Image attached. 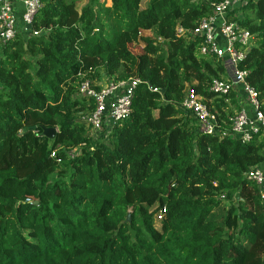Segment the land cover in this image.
Listing matches in <instances>:
<instances>
[{
  "label": "trees",
  "instance_id": "1",
  "mask_svg": "<svg viewBox=\"0 0 264 264\" xmlns=\"http://www.w3.org/2000/svg\"><path fill=\"white\" fill-rule=\"evenodd\" d=\"M221 1L41 0L40 34L0 42V264H264V187L245 177L264 136L205 134L181 108L192 89L224 124L241 109L209 91L228 71L192 33ZM228 18L252 37L237 68L264 112V0ZM102 76L139 83L94 138L77 87Z\"/></svg>",
  "mask_w": 264,
  "mask_h": 264
},
{
  "label": "built area",
  "instance_id": "2",
  "mask_svg": "<svg viewBox=\"0 0 264 264\" xmlns=\"http://www.w3.org/2000/svg\"><path fill=\"white\" fill-rule=\"evenodd\" d=\"M246 1L223 0L214 4V14L203 19L192 31L194 35L202 36L200 53H211L223 62L226 60L228 63H224L231 72H228L227 79L212 78L209 91L218 95L234 91L236 96L237 92H241L245 95V106L233 111L224 124L210 110L205 99L192 89L185 92L181 102V108L192 114L201 132L230 136L242 142L249 141L254 135L259 138L264 136V112L260 109L257 92L246 82V71L237 68L252 37L246 29L239 28L235 20L228 18V12ZM40 7L41 0H0V42L12 39L17 32L38 36L40 30L33 29L32 22ZM138 83V78L121 81L85 78L79 83L77 95L94 101V109L79 118L94 138L104 131L108 132L116 122L128 116ZM245 177L264 187V163L250 168Z\"/></svg>",
  "mask_w": 264,
  "mask_h": 264
},
{
  "label": "rangeland",
  "instance_id": "3",
  "mask_svg": "<svg viewBox=\"0 0 264 264\" xmlns=\"http://www.w3.org/2000/svg\"><path fill=\"white\" fill-rule=\"evenodd\" d=\"M102 1H103V4H107L109 0H102ZM144 4H145V2L143 1V2L141 3V6H144ZM142 34H143V35H150L151 32H150V31H143ZM132 50H133L134 52H136V53H139V52H140V47H138V46H136V45L133 44V45H132ZM226 69H227V71L229 72L227 66H226ZM229 73H231V72H229ZM102 79H103V76H102ZM238 99L240 100V102H241L243 105L246 104L245 98L239 97Z\"/></svg>",
  "mask_w": 264,
  "mask_h": 264
},
{
  "label": "water",
  "instance_id": "4",
  "mask_svg": "<svg viewBox=\"0 0 264 264\" xmlns=\"http://www.w3.org/2000/svg\"><path fill=\"white\" fill-rule=\"evenodd\" d=\"M55 132H56V130L54 128H44L43 129L44 135H46L48 137H53ZM125 221H127V222L130 221V215L129 214L126 215Z\"/></svg>",
  "mask_w": 264,
  "mask_h": 264
},
{
  "label": "crops",
  "instance_id": "5",
  "mask_svg": "<svg viewBox=\"0 0 264 264\" xmlns=\"http://www.w3.org/2000/svg\"><path fill=\"white\" fill-rule=\"evenodd\" d=\"M224 62H225V63H228L226 60H225ZM239 97L245 98V95H244L243 93H241V92H237V98H239ZM245 101H246V100H245ZM238 102H239V104H241L242 107L245 106V104L243 105V104L240 102L239 99H238Z\"/></svg>",
  "mask_w": 264,
  "mask_h": 264
}]
</instances>
